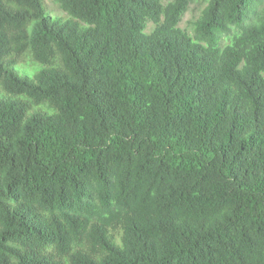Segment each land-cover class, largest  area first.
<instances>
[{
    "label": "trees",
    "instance_id": "16d2710c",
    "mask_svg": "<svg viewBox=\"0 0 264 264\" xmlns=\"http://www.w3.org/2000/svg\"><path fill=\"white\" fill-rule=\"evenodd\" d=\"M53 2L0 0V264H264V0Z\"/></svg>",
    "mask_w": 264,
    "mask_h": 264
},
{
    "label": "rangeland",
    "instance_id": "374dc122",
    "mask_svg": "<svg viewBox=\"0 0 264 264\" xmlns=\"http://www.w3.org/2000/svg\"><path fill=\"white\" fill-rule=\"evenodd\" d=\"M45 1L51 13L53 14L61 13V10L58 8L57 4L53 2V0H45ZM196 12H197V5H192L191 9H189L184 14L182 21L180 22V26L184 27L186 25L187 20L191 17L192 14H195Z\"/></svg>",
    "mask_w": 264,
    "mask_h": 264
}]
</instances>
